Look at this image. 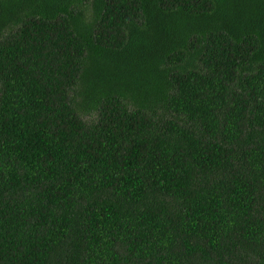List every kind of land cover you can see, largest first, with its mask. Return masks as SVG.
Instances as JSON below:
<instances>
[{
  "label": "trees",
  "instance_id": "16d2710c",
  "mask_svg": "<svg viewBox=\"0 0 264 264\" xmlns=\"http://www.w3.org/2000/svg\"><path fill=\"white\" fill-rule=\"evenodd\" d=\"M0 264H264V0H0Z\"/></svg>",
  "mask_w": 264,
  "mask_h": 264
}]
</instances>
